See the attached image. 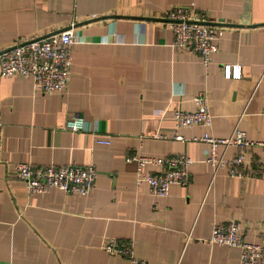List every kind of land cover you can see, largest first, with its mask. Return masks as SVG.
Wrapping results in <instances>:
<instances>
[{"label": "crops", "instance_id": "obj_1", "mask_svg": "<svg viewBox=\"0 0 264 264\" xmlns=\"http://www.w3.org/2000/svg\"><path fill=\"white\" fill-rule=\"evenodd\" d=\"M174 7L235 25L207 69L190 49L173 47L160 17ZM70 29L78 41L66 93L45 95L30 79L0 73V264H128L130 255L102 248L109 238L132 242L131 256L148 264H241L237 249L209 238L214 224L236 219L243 241L264 242V149H249L254 168L261 164L256 175L214 176L208 146L190 140L205 132L228 139L238 128L264 145V0H0V53ZM227 65L240 66L241 78L225 79ZM200 94L211 128H177L172 111L194 112ZM72 117L88 132L64 131ZM238 152L218 149L226 158ZM179 155L192 161L190 181L165 198L137 185V164L126 160ZM18 163L94 166L97 176L85 196L31 194L14 174Z\"/></svg>", "mask_w": 264, "mask_h": 264}, {"label": "built area", "instance_id": "obj_2", "mask_svg": "<svg viewBox=\"0 0 264 264\" xmlns=\"http://www.w3.org/2000/svg\"><path fill=\"white\" fill-rule=\"evenodd\" d=\"M174 35L173 47L176 49H190L197 54L203 66L207 69L210 57L217 52V42L223 36L224 26L211 20L206 13L191 7H174L160 17ZM72 29L60 33H52L45 38L30 39L16 44L0 53V72L3 77H19L30 79L35 91L45 95L64 94L69 87L70 70L72 66L71 46L76 43ZM225 79H240L241 67L224 66ZM196 109L194 112H183L180 109L172 111V118L177 128L201 127L210 129L212 116L208 106V97L204 94L194 97ZM64 131L70 133L88 132L84 119L72 117L61 125ZM160 137V136H159ZM165 139L164 137H160ZM175 141L185 139L176 134ZM192 142H201L208 146L209 151L205 163L213 171V175L224 170L229 177L256 175L259 167L254 168L249 157V149L264 145L249 141L246 134L235 128L228 139H216L209 132L201 138H193ZM99 145H108L106 140H97ZM234 146L239 152L226 158L220 155L218 149ZM127 162L137 164L136 183L146 184L152 196L165 198L172 186L186 187L190 181L189 167L191 159L184 155L167 156L166 159L145 157H130ZM146 165L162 166L158 174H146ZM15 176L21 181L31 194H41L49 189H55L64 195H88L95 183L97 169L94 166L80 167L76 164L65 166H38L18 163L13 165ZM240 221L231 219L227 224H214L211 228L210 242L219 243L238 250L241 264H264V242L261 244L248 243L238 235ZM132 242L119 243L115 238H109L102 244V248L112 255L128 256V264H148L146 261L131 256Z\"/></svg>", "mask_w": 264, "mask_h": 264}, {"label": "water", "instance_id": "obj_3", "mask_svg": "<svg viewBox=\"0 0 264 264\" xmlns=\"http://www.w3.org/2000/svg\"><path fill=\"white\" fill-rule=\"evenodd\" d=\"M151 20H156V19H151ZM163 22H165L163 19H161ZM210 24H215L218 26H224V27H231V26H235V25H230V24H226L224 21H218V23H210ZM54 34V33H53ZM49 36V35H48ZM2 53V52H1Z\"/></svg>", "mask_w": 264, "mask_h": 264}, {"label": "rangeland", "instance_id": "obj_4", "mask_svg": "<svg viewBox=\"0 0 264 264\" xmlns=\"http://www.w3.org/2000/svg\"><path fill=\"white\" fill-rule=\"evenodd\" d=\"M1 73V72H0Z\"/></svg>", "mask_w": 264, "mask_h": 264}]
</instances>
